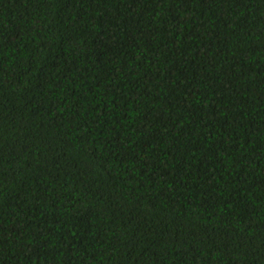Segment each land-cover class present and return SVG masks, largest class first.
Returning <instances> with one entry per match:
<instances>
[{
    "label": "trees",
    "instance_id": "1",
    "mask_svg": "<svg viewBox=\"0 0 264 264\" xmlns=\"http://www.w3.org/2000/svg\"><path fill=\"white\" fill-rule=\"evenodd\" d=\"M0 264H264V0H0Z\"/></svg>",
    "mask_w": 264,
    "mask_h": 264
}]
</instances>
